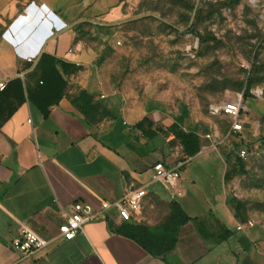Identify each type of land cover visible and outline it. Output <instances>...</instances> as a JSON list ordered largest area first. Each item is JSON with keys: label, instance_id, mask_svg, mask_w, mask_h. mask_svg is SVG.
I'll list each match as a JSON object with an SVG mask.
<instances>
[{"label": "crops", "instance_id": "0c3cea01", "mask_svg": "<svg viewBox=\"0 0 264 264\" xmlns=\"http://www.w3.org/2000/svg\"><path fill=\"white\" fill-rule=\"evenodd\" d=\"M99 5V12L107 9L108 0ZM90 8L85 3L72 9L70 0L32 3L0 37V81L7 82L0 92V264H264V225L238 230L253 220L245 202L231 195V182L242 175L240 157L224 160L217 191L222 200L196 179L183 178L195 157L212 150L205 145L211 127H201L189 110L167 109L120 79L118 62L111 58L115 48L85 39L81 24L93 22L96 14ZM43 55L81 68L66 79L58 103L53 101L59 88H52L40 68L26 73L27 59L40 61ZM83 92L99 106L90 118L74 103ZM42 108H48L47 115ZM144 120L148 123L136 129ZM173 126L198 134L195 157L186 155ZM157 163L179 169L175 190L154 180ZM139 188L147 196L132 221L123 222L112 211L85 224L74 240L61 238L75 204L100 210L102 202ZM235 200L245 213L238 212ZM174 202L192 219L179 229L176 246ZM22 226L49 242L32 258L14 245Z\"/></svg>", "mask_w": 264, "mask_h": 264}, {"label": "rangeland", "instance_id": "374dc122", "mask_svg": "<svg viewBox=\"0 0 264 264\" xmlns=\"http://www.w3.org/2000/svg\"><path fill=\"white\" fill-rule=\"evenodd\" d=\"M57 1L0 0V37L30 4ZM103 1L70 0L72 9L86 3L96 10L93 22L81 24L85 39L115 48L116 71L131 89L167 109L189 110L201 127H211L205 145L212 150L195 157L183 178L196 179L206 193L222 200L217 191L224 160L235 162L242 144H248L252 157L245 174L231 182V195L264 225V0L236 5L224 4L228 0H108L107 9L99 12ZM239 100L244 130L229 136L231 121L211 111ZM218 207L224 208L222 202ZM230 226L236 227L234 222Z\"/></svg>", "mask_w": 264, "mask_h": 264}, {"label": "built area", "instance_id": "2783aa9c", "mask_svg": "<svg viewBox=\"0 0 264 264\" xmlns=\"http://www.w3.org/2000/svg\"><path fill=\"white\" fill-rule=\"evenodd\" d=\"M30 64L26 73L32 72L38 65L39 60L34 58L27 59ZM7 88L6 81H0V92ZM243 107L242 102L233 101L226 103L219 108L211 111V114L223 115L231 121L229 136L243 133L244 123L241 119ZM239 157L243 162H248L252 157V152L248 144H242L239 150ZM154 180L162 183L167 189L175 190L181 179L179 169H169L163 163L155 164ZM175 195H179L178 193ZM147 196L145 188L128 191L121 199L114 202H102L100 210H94L89 204L77 203L73 207V212L68 217L66 223L60 228V235L66 241L74 240L82 231L85 224L105 219L110 212L115 211L123 222H130L141 211L142 204ZM255 222L250 220L245 225L238 227L242 231L245 226L254 227ZM15 247L22 253L24 258H32L48 247L49 242L42 239L39 235L22 226L19 237L14 241Z\"/></svg>", "mask_w": 264, "mask_h": 264}, {"label": "trees", "instance_id": "16d2710c", "mask_svg": "<svg viewBox=\"0 0 264 264\" xmlns=\"http://www.w3.org/2000/svg\"><path fill=\"white\" fill-rule=\"evenodd\" d=\"M241 0H228L224 4L226 5H236ZM209 37V36H208ZM207 37V38H208ZM200 39L206 40V38H203L199 36ZM37 68H40L43 71V78L47 79L49 84L52 86V88H59L56 90L58 93L56 99L53 101V103H58V101L61 99L66 87H67V81L68 77L78 73L81 68L69 63H66L62 60L57 59L54 56L50 55H43L40 61L38 62ZM35 69L32 71L34 72ZM251 85H252V78H249L248 81V88H247V95H250L251 91ZM54 91V90H53ZM76 105L80 106L81 111L86 115V117L90 118L95 112H98L99 106L97 104H94V96L91 95L89 92H83L82 95L74 101ZM40 106V104H38ZM41 108V106H40ZM48 108H42V111L45 115L48 114ZM148 123V120H144L143 122L136 125V129L141 130L145 124ZM178 126H173L171 128L172 131H175L177 139H179L184 147L185 153L189 157H195L200 152V138L198 134L196 133H186L183 132V130L177 131ZM239 160V174H245L246 172V166L245 162L242 160ZM237 174L228 176V180L233 179ZM238 207V212L245 213V209L242 203L235 200ZM172 212H173V221L171 223L172 231L174 233V245L176 246V240H177V233L179 229L187 224L188 222L192 221L191 218L187 216V214L182 210L181 206L178 203L172 204ZM196 221V220H194ZM198 229L201 233H203V229L198 226ZM174 246V247H175Z\"/></svg>", "mask_w": 264, "mask_h": 264}]
</instances>
